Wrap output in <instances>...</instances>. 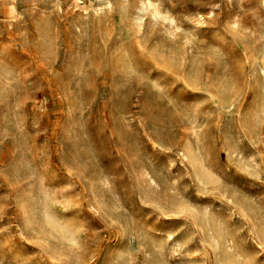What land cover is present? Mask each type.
Listing matches in <instances>:
<instances>
[{"label": "rangeland", "instance_id": "1", "mask_svg": "<svg viewBox=\"0 0 264 264\" xmlns=\"http://www.w3.org/2000/svg\"><path fill=\"white\" fill-rule=\"evenodd\" d=\"M0 264H264V0H0Z\"/></svg>", "mask_w": 264, "mask_h": 264}, {"label": "bare ground", "instance_id": "2", "mask_svg": "<svg viewBox=\"0 0 264 264\" xmlns=\"http://www.w3.org/2000/svg\"><path fill=\"white\" fill-rule=\"evenodd\" d=\"M83 4L86 6V8H87V5L83 2ZM152 180V179H151ZM170 232V231H169ZM219 241H221L220 239H219ZM223 244V243H222ZM224 245V244H223ZM225 246V245H224Z\"/></svg>", "mask_w": 264, "mask_h": 264}]
</instances>
